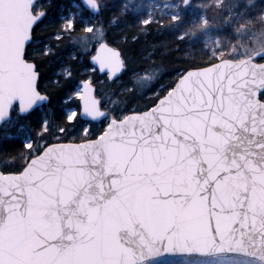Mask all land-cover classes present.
I'll return each instance as SVG.
<instances>
[{
	"label": "snow or ice",
	"instance_id": "snow-or-ice-1",
	"mask_svg": "<svg viewBox=\"0 0 264 264\" xmlns=\"http://www.w3.org/2000/svg\"><path fill=\"white\" fill-rule=\"evenodd\" d=\"M121 5L0 0V264H264V0ZM132 22L175 35L174 79L109 39ZM68 43L117 99L62 109Z\"/></svg>",
	"mask_w": 264,
	"mask_h": 264
},
{
	"label": "trees",
	"instance_id": "trees-1",
	"mask_svg": "<svg viewBox=\"0 0 264 264\" xmlns=\"http://www.w3.org/2000/svg\"><path fill=\"white\" fill-rule=\"evenodd\" d=\"M45 3H48L49 0H44ZM62 0H51V4L61 3ZM106 3L109 5L107 12H111L113 9L120 8L121 0H106ZM55 11V9H53ZM211 16L212 14L209 13ZM109 39L114 40L121 48L124 49L125 55L129 60L133 61V66L141 63V57L145 58L147 61L148 57H152L156 63L152 65L157 73L160 74L161 79L168 81L174 79L176 74L179 71H183V65L181 62V54L176 53L175 49L178 46L176 43L175 35L168 30L163 29L160 26L155 24L151 25L149 31L140 32L136 30L135 22L126 23L121 25L115 31L110 32ZM200 46H202L200 44ZM71 54H80L81 58L79 61H69L68 57ZM62 56L64 57L65 63L61 67H70L72 64H75L73 68L74 76L72 77L71 83L67 86L68 91L58 100V104L62 107L63 110L67 111L76 106L79 103V100L74 95L78 90L80 81L85 78H92L95 81V86L97 89L98 96L103 98L104 102H107L109 97L115 100L116 96H112V93L120 87V84L123 81H118L116 84H112L108 79L106 80L105 76L100 75L97 71L92 72L91 68V55L85 56L83 53H79V50L68 43L65 45L62 50ZM61 67L55 69L56 72L61 71ZM76 69H79L77 72ZM124 81L131 83L128 77H124ZM150 81L142 80L136 78L135 86L138 90H144L146 93L143 98H138L134 103L133 107L137 104L143 105L148 103L151 98L150 89L155 88L153 84L150 88ZM67 101V103H65Z\"/></svg>",
	"mask_w": 264,
	"mask_h": 264
},
{
	"label": "rangeland",
	"instance_id": "rangeland-1",
	"mask_svg": "<svg viewBox=\"0 0 264 264\" xmlns=\"http://www.w3.org/2000/svg\"><path fill=\"white\" fill-rule=\"evenodd\" d=\"M200 2H202V0H193L194 4H198ZM199 39H200V44L202 46L204 45L205 40H207L209 47H215L217 37H216V34L214 32H210V33H206V34L205 33L199 34ZM222 42L226 43L227 41H222ZM78 89H80V87Z\"/></svg>",
	"mask_w": 264,
	"mask_h": 264
},
{
	"label": "water",
	"instance_id": "water-1",
	"mask_svg": "<svg viewBox=\"0 0 264 264\" xmlns=\"http://www.w3.org/2000/svg\"><path fill=\"white\" fill-rule=\"evenodd\" d=\"M90 61H91V64H92V66L93 67H98L97 65H95L94 64V62L90 59ZM100 75H104V73H102V72H99V71H97ZM109 81H111V79H108ZM83 87V85L80 83V89ZM94 88H95V90H96V87H95V85H94Z\"/></svg>",
	"mask_w": 264,
	"mask_h": 264
},
{
	"label": "clouds",
	"instance_id": "clouds-1",
	"mask_svg": "<svg viewBox=\"0 0 264 264\" xmlns=\"http://www.w3.org/2000/svg\"><path fill=\"white\" fill-rule=\"evenodd\" d=\"M151 86H152V84H150L148 88H150Z\"/></svg>",
	"mask_w": 264,
	"mask_h": 264
}]
</instances>
